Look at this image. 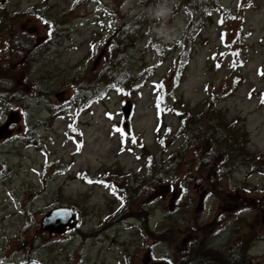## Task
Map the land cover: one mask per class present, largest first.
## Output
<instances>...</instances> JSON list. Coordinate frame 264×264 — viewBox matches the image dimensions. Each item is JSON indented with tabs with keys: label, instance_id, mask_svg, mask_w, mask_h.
I'll return each mask as SVG.
<instances>
[{
	"label": "rangeland",
	"instance_id": "374dc122",
	"mask_svg": "<svg viewBox=\"0 0 264 264\" xmlns=\"http://www.w3.org/2000/svg\"><path fill=\"white\" fill-rule=\"evenodd\" d=\"M217 1L189 36L185 0H160L161 20L156 0H0V126L17 115L0 139V262L119 264L155 245L154 264H264V0ZM120 201L125 229L107 219ZM57 208L79 214L60 238L40 230Z\"/></svg>",
	"mask_w": 264,
	"mask_h": 264
},
{
	"label": "trees",
	"instance_id": "16d2710c",
	"mask_svg": "<svg viewBox=\"0 0 264 264\" xmlns=\"http://www.w3.org/2000/svg\"><path fill=\"white\" fill-rule=\"evenodd\" d=\"M185 2L187 3V11L189 10V7H191V11L193 12L192 15L194 16V20L190 24L191 28H189V30H188V33H189V36H190V35H193L194 32H196L197 29H199V25L197 23L198 21H196L199 13L201 12V13H203V15L205 17L206 16L208 17V15H211L212 11L217 8V2L218 1L217 0H185ZM191 11H189V13H191ZM118 37H120L121 39L124 40L123 35H121L120 33L118 34ZM50 45H51V42H48L47 43V47H49ZM112 51L116 52V54H117L116 58H121L122 57V49H121V47L117 46L116 42H114V44L112 46ZM116 58H114V60H116ZM183 60L187 61L185 59H183ZM114 64H115V62H114ZM114 64H110L108 62L107 65H109V66L106 69L111 70L112 67L114 66ZM104 73H106V72H104ZM102 77H103L104 80H106L107 85H111L112 86V84L113 85L115 84L118 88H120L122 86V85H119V82L116 80V79H118L117 75H114V74L111 75V74L107 73L106 77H104V76H102ZM102 77H100V78H102ZM70 81L71 82H68V84H74L72 80H70ZM100 82H101V79H99L97 82H94V84H88L89 88L87 90H85V91L89 92V94H95V92H97V87H98V84ZM91 85H95L94 88H92ZM1 95H2V93L0 94V97H1ZM99 95H100V93H97V94L93 95L91 98L97 97ZM236 148L238 149L237 145L236 146L230 145V146L226 147L227 151H230V154L236 153V151H237ZM239 157L241 159V163L240 164H248V163H250L251 161H253L255 159V156H252L253 157V160H252V157L251 156L248 157L247 154L239 155ZM260 158L261 157H258V159L256 161H260ZM255 163L256 164L259 163L261 165L259 167V169H261L262 173L264 174V162L261 161V162H255Z\"/></svg>",
	"mask_w": 264,
	"mask_h": 264
},
{
	"label": "water",
	"instance_id": "95a60500",
	"mask_svg": "<svg viewBox=\"0 0 264 264\" xmlns=\"http://www.w3.org/2000/svg\"><path fill=\"white\" fill-rule=\"evenodd\" d=\"M56 97L60 99V95L57 94ZM124 118H127L131 111V104L127 101L122 108ZM17 120L15 113H10L8 115L7 121L0 127V138L5 137L7 134V127ZM74 219L73 212L65 208H59L48 212L43 221L42 228L50 231H55L58 233H63L66 227L72 226V221ZM35 264V263H29Z\"/></svg>",
	"mask_w": 264,
	"mask_h": 264
},
{
	"label": "flooded vegetation",
	"instance_id": "af4514ba",
	"mask_svg": "<svg viewBox=\"0 0 264 264\" xmlns=\"http://www.w3.org/2000/svg\"><path fill=\"white\" fill-rule=\"evenodd\" d=\"M143 211V210H142ZM146 213L148 216H150V214L148 212H144ZM135 214H138V212H135ZM126 213L123 211V210H118L116 213L114 212V210L112 211V214L107 218V219H111V220H118V221H121L122 220V223H119L121 224L120 226H118L117 228H122V229H125L126 227H129V225H126L124 224V219L126 218ZM139 230L142 232V229L139 228ZM144 231L146 232L147 231V227L144 228ZM121 232H119L120 234ZM143 238L147 239L146 238V234H143ZM109 234H107V232L104 230L102 233H100L99 231L93 236L92 240H95L96 242H99L100 239H103V240H106L107 242H109ZM108 238V240H107ZM150 238V240H152V244L155 243V240H154V233H151L150 236H148V239ZM156 239V237H155ZM155 245L153 247L151 246H148L146 249H145V252L143 253L142 255V252L139 253L138 251L140 250V248L138 249H135L134 252H129L128 253V256L126 257V254H125V250H120V252L116 255L117 258H120L119 260V264H154L151 260V257H150V253L153 249H155ZM107 248H109V246H107ZM108 264V263H106Z\"/></svg>",
	"mask_w": 264,
	"mask_h": 264
},
{
	"label": "clouds",
	"instance_id": "9594fccd",
	"mask_svg": "<svg viewBox=\"0 0 264 264\" xmlns=\"http://www.w3.org/2000/svg\"><path fill=\"white\" fill-rule=\"evenodd\" d=\"M126 6L131 2V0H125ZM152 8V19L161 20L168 19L172 15V7L169 3H162L160 0H156ZM167 42H173L177 39V36L174 33V30L169 29L167 33L162 37Z\"/></svg>",
	"mask_w": 264,
	"mask_h": 264
},
{
	"label": "snow or ice",
	"instance_id": "6c2138e0",
	"mask_svg": "<svg viewBox=\"0 0 264 264\" xmlns=\"http://www.w3.org/2000/svg\"><path fill=\"white\" fill-rule=\"evenodd\" d=\"M45 24H48L49 22L47 21V20H44L43 21ZM221 23H222V21H220ZM109 27H111V25H109ZM49 36H51V32H49ZM93 47H95V46H93ZM234 55L235 56H239V53H234ZM220 65H217V67H219ZM236 66V62L234 61L233 62V67H235ZM262 74H264V73H262ZM112 87L117 91V92H120L121 90L114 84V85H112ZM163 87H164V85L161 83V84H158V85H156V88H157V90L158 91H162L163 90ZM158 100H162V97H158ZM261 103H264V98H262L261 99ZM157 108L158 109H160V103L158 102L157 103ZM161 111H163V109H160ZM169 111H172L171 109H169ZM71 127V126H70ZM116 131L117 132H120L121 133V135L123 136L124 135V133H123V130L122 129H120V128H117L116 129ZM132 142L133 143H135L136 141H135V138H133V140H132ZM77 150H79V147H78V149ZM35 171V170H34ZM100 183V184H103V181H92V180H89L88 181V183ZM105 187H108V185H105ZM123 206V205H122ZM0 264H3V262H0Z\"/></svg>",
	"mask_w": 264,
	"mask_h": 264
}]
</instances>
